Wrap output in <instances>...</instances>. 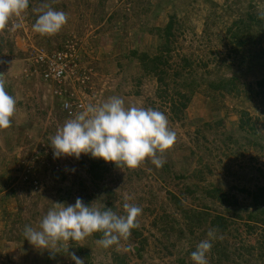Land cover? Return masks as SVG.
<instances>
[{"label": "rangeland", "instance_id": "obj_1", "mask_svg": "<svg viewBox=\"0 0 264 264\" xmlns=\"http://www.w3.org/2000/svg\"><path fill=\"white\" fill-rule=\"evenodd\" d=\"M45 2L68 17L54 36L32 31L36 10ZM247 14L264 16V0H29L22 16L0 32V75L17 101L12 126L0 130V264H74L72 252L84 264H179L181 257L195 264L183 253L184 237L179 242L171 230L177 228L175 221L184 227L181 211L186 208L217 211L229 221L224 240L237 257L223 264H264L263 206L252 199L257 191L264 201L258 190L264 188V92L256 85L264 78V24L251 28L256 42L245 47L236 48L231 37L238 35L233 23ZM172 15L177 44L170 62L179 70L189 60L187 82H197L188 89L168 79L170 88L190 96L179 119L172 116L168 100L158 99L155 78L129 56L133 49L155 55L162 42L159 30ZM61 51L68 60L64 79L45 82L39 75L44 66L33 59ZM181 71L186 75V69ZM231 77H237L239 94L208 85ZM113 96L122 98L126 108L163 112L177 138L162 155L161 168L150 160L136 169L107 163L108 171L95 181L88 173L90 155L54 159L50 138L70 114ZM242 112L254 123L253 139L261 147L247 142ZM213 187L232 206L205 194ZM77 198L85 204L97 201L119 215H125L127 198L142 209L139 227L128 240L108 248L97 243L101 233L52 253L25 240V226L38 227L53 203L74 205ZM255 207L256 220L249 216ZM207 259L211 264L210 254Z\"/></svg>", "mask_w": 264, "mask_h": 264}, {"label": "clouds", "instance_id": "obj_2", "mask_svg": "<svg viewBox=\"0 0 264 264\" xmlns=\"http://www.w3.org/2000/svg\"><path fill=\"white\" fill-rule=\"evenodd\" d=\"M28 7L29 0H0V32L7 29L13 18H20ZM36 11L39 15L32 31L41 36L56 35L68 21L65 12L53 9L46 2ZM64 107H69L67 102ZM16 110L17 101L6 91L4 75H0V130L12 126ZM70 115L50 138L54 159L74 157L78 160L83 154L118 168L136 169L146 160L161 168L165 163L162 155L173 148L177 138L163 112L136 105L126 108L123 99L116 96L99 105L89 103ZM96 202L85 204L77 198L74 205L53 203L38 227L25 226V240L37 249L52 253L53 249H69L70 242H81L94 233H101L102 238L97 243L108 248L118 245L122 239L128 240L131 231L139 227L137 218L142 209L129 204L127 198L123 204L125 215L117 214L104 204L97 206ZM218 238L222 237L217 236V230L210 229L207 238L191 253V260L195 264H208L212 241ZM69 255L74 264H84L74 252Z\"/></svg>", "mask_w": 264, "mask_h": 264}, {"label": "trees", "instance_id": "obj_3", "mask_svg": "<svg viewBox=\"0 0 264 264\" xmlns=\"http://www.w3.org/2000/svg\"><path fill=\"white\" fill-rule=\"evenodd\" d=\"M176 24V16L172 15L169 17V21L166 24L165 28L159 30L161 32L160 36L162 42L158 47L157 53L155 55L151 56L146 52H139L137 49H133L129 52V56L140 63L143 71L147 75H152L155 78L157 82L156 92L158 99L168 100L170 106L169 110L172 116L175 119H179L188 107V103L190 102V96L187 95V92L185 93L184 91L178 90L174 87L175 85L181 86V88L189 86L188 89H190L192 88V85L196 84L197 82L195 81V79H190L191 81L187 82L188 76H190V74L192 73L190 71L191 62L189 60L184 59L181 64L182 66L179 70L174 69L173 63L170 62V59L172 58V53L175 50L177 44V35L175 32ZM261 24H264V16L259 17L257 15L252 14H247L246 19H240L234 22L233 25L236 26L238 35L237 33H233L231 35L233 45L236 46V48H240L245 47L250 42H256V40L253 39V36L250 35V31L254 25L259 26ZM182 69H186V75L182 73ZM178 78L182 80L181 83L177 81ZM168 79L172 81L174 87L170 88ZM208 85L213 90L223 92L229 95L239 94L240 92L238 88L237 77H231L229 79H220L218 82H210L208 83ZM256 85L260 91L264 92V78L257 81ZM245 125L248 127L249 130L247 131V142L252 143V145L256 147H261L257 142H255V139H253L254 137H256V131H254V123H252L251 118H249V114L247 112H242L240 126L241 128H244ZM89 162L90 164L88 167V173L91 178L95 181L102 179L103 174L106 173L109 169L107 163L102 159H94L91 156L89 157ZM109 164L112 167L115 166L112 163ZM258 190L261 193H264V188ZM220 192L222 191H220L217 187H213L211 190H207L205 194H207L208 197L211 196V200H216L217 198L219 200V203L224 206H232V203L229 198L223 192ZM171 197L173 198V200H176L175 196ZM260 197L261 195L257 191L252 194V199L254 200V203H259V205H262L263 209L261 210V212L264 213V201H261ZM258 198H260V201L258 200ZM204 207L210 208V206L206 204L204 205ZM255 209L256 210L249 213V216H251V218L254 220H256V215L259 213L256 207ZM238 211L240 212V210ZM181 215L183 221L185 222L184 227H182L179 222L175 221L177 228L173 229L171 227V230L173 231V234L175 233L177 235L176 237L178 238L177 240L179 242L181 241V237H184L183 243L186 244H184L182 248H185L187 246L185 252H183L184 254L190 257L191 253L196 250V246L206 238L208 230L216 229L217 236L222 238H218L212 241L213 246L209 253L212 258L211 264H223L224 261H232L234 263L236 262L232 259H229L231 255L237 257L235 255L236 251H231L232 249H229L230 246L228 242L224 240L225 235L230 230L229 221L225 216L217 214V211L215 214H212L210 212L204 210H197L195 208H186L181 211ZM194 240H196V243L192 245V242ZM247 252L250 253L249 250H247ZM179 264H186L183 257L180 258Z\"/></svg>", "mask_w": 264, "mask_h": 264}, {"label": "built area", "instance_id": "obj_4", "mask_svg": "<svg viewBox=\"0 0 264 264\" xmlns=\"http://www.w3.org/2000/svg\"><path fill=\"white\" fill-rule=\"evenodd\" d=\"M67 61V54L61 51L58 53L47 54L45 56L43 54H38L33 59V64L44 66V69L40 71L39 75L45 82L52 81L59 84L66 75L68 68ZM68 108L69 107L66 109L68 110Z\"/></svg>", "mask_w": 264, "mask_h": 264}]
</instances>
